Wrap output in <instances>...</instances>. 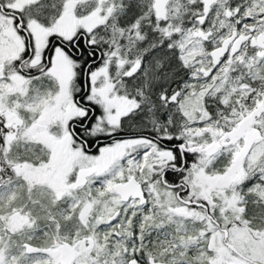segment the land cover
I'll return each mask as SVG.
<instances>
[{
	"label": "snow or ice",
	"instance_id": "obj_1",
	"mask_svg": "<svg viewBox=\"0 0 264 264\" xmlns=\"http://www.w3.org/2000/svg\"><path fill=\"white\" fill-rule=\"evenodd\" d=\"M0 264H264V0H0Z\"/></svg>",
	"mask_w": 264,
	"mask_h": 264
}]
</instances>
